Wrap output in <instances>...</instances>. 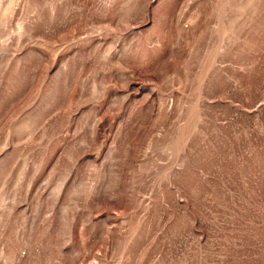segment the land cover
<instances>
[{"label": "rangeland", "instance_id": "obj_1", "mask_svg": "<svg viewBox=\"0 0 264 264\" xmlns=\"http://www.w3.org/2000/svg\"><path fill=\"white\" fill-rule=\"evenodd\" d=\"M0 264H264V0H0Z\"/></svg>", "mask_w": 264, "mask_h": 264}]
</instances>
